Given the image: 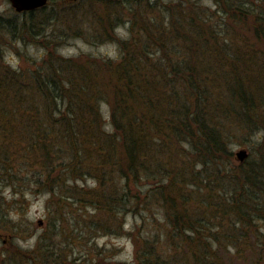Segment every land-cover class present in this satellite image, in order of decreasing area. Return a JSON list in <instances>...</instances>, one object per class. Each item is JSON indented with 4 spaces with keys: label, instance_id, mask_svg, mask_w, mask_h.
I'll return each instance as SVG.
<instances>
[{
    "label": "trees",
    "instance_id": "obj_1",
    "mask_svg": "<svg viewBox=\"0 0 264 264\" xmlns=\"http://www.w3.org/2000/svg\"><path fill=\"white\" fill-rule=\"evenodd\" d=\"M58 1L61 9L72 13L65 8L72 2ZM94 2H103L107 9L121 4L128 13L126 19L135 36L119 42L123 56L117 66L90 58L80 62L55 57L49 48L36 71H21L5 65L0 41V166L11 170L30 156L49 164L59 159L64 176L58 179L68 184L79 179L74 171L82 151L86 169L93 171L102 165V170L117 174L123 183L121 194L115 190L109 196L94 198L93 190H78L75 203L92 210L94 225L103 211L115 214L122 207L128 209L131 200L140 197L138 189L154 179L157 182L149 187L159 191L156 201L164 207V219L170 224L164 239L183 253L196 249L199 240L206 248L211 247L213 234L203 235L202 221L206 219L204 213L214 208V199L208 194L210 189L204 187L207 176L212 181L214 177L224 178L229 180L227 189L218 191L227 208L218 212L223 222L236 228V233L227 237L237 241L241 237L245 253L261 255V238L249 236L262 234L264 224V67L258 64L264 62V0H212L221 12L219 21L210 8L194 0H129V6L125 0ZM47 4L33 11L16 12L15 22L6 21L9 25L0 27L13 35L17 28L32 32L31 36L38 33L48 39L47 46L54 45L56 32L43 35L37 30L40 26L33 24L37 17L45 22L54 19L56 7L48 8ZM159 7L160 18H150ZM123 21L125 18L116 24L124 27ZM108 27L112 32L113 22ZM64 28L70 33L82 31L80 21ZM232 28L241 34L229 39L227 33ZM97 33L99 38L104 32L99 29ZM234 39L239 45L233 44ZM256 77L263 86H257ZM101 100L109 105L111 132L102 123ZM218 118H228L238 131L261 132L255 160L247 156L242 162L237 160L239 164L235 160L230 164L233 153L228 133H233L222 122L220 128ZM159 150H165L168 157H156L157 161L148 165L149 154ZM63 160L69 164L65 166ZM199 164L201 171L197 169ZM209 166H214L212 174L207 170ZM41 169L42 174L33 175L31 184L52 186L55 180L50 174L54 168ZM203 191L206 198L200 197ZM49 192L57 195L55 189ZM144 197L146 203L151 201L147 195ZM244 206L252 212L241 209ZM5 224L4 216L0 225ZM52 229L57 232L54 222ZM116 232L111 230L110 234ZM45 242L40 236L34 251L37 256L19 255L20 264H65L61 255L51 261L46 258L53 257L54 252H47ZM157 243L156 239L139 243L141 253L137 249L135 262L157 264ZM216 243L222 248L219 241ZM236 255L239 258L241 252L236 251ZM258 260L249 264H259ZM3 261L0 264H6Z\"/></svg>",
    "mask_w": 264,
    "mask_h": 264
},
{
    "label": "rangeland",
    "instance_id": "obj_2",
    "mask_svg": "<svg viewBox=\"0 0 264 264\" xmlns=\"http://www.w3.org/2000/svg\"><path fill=\"white\" fill-rule=\"evenodd\" d=\"M69 1L72 3L66 5L65 8L68 11L71 9L72 13L77 14L61 9L62 5L58 3L59 1L53 0L47 5L48 8L56 7L54 19L52 17V20L45 22V20H40L41 17H37L33 20V24H38L40 28H43H37L38 31L41 30L43 35L47 36L50 32H56L57 42L54 45L47 46L48 39L36 35L38 33L31 36L30 33L32 32L29 33L24 29L17 28L16 33L13 35L4 31L5 28L0 27V41L2 44V47H0L3 50L1 56L5 65L21 71L27 69L36 71L37 65L42 59H46L49 48H52L53 53L51 55H55V57L60 56L74 61L77 59L80 62L85 58H90L93 62L107 61L117 66L123 56L122 51L119 49V42L121 40H132L135 36V33L129 27L130 23L127 22L128 13L124 6L121 4L112 5L107 9L103 2H94V0ZM125 1H128L126 6H129V0ZM194 1L201 4V7L207 6L210 8L215 20H220L219 15L221 12L217 11L212 0ZM160 11V7L157 8L156 11L150 13V18H157L158 20ZM15 14L16 12L9 0H0V21H3L0 24H4L5 27V25H9V23H5L6 21L15 22ZM137 15L141 16L139 13ZM24 16H22V19H25ZM123 18H125V21H123L124 27L117 25V20ZM77 21L81 22L82 31L77 30L78 33H70L71 31L65 30L66 25H77ZM111 22H113V33L108 27ZM99 29L104 33H101L98 38L97 32ZM63 31L68 34L60 35V32ZM240 34L235 28L227 33L229 39ZM110 38L113 40H110ZM233 44L239 45L238 39H234ZM233 44L232 47L240 49L239 46H233ZM151 60L153 61V59ZM258 64L259 67H264V62L260 61ZM261 73L264 78V71ZM75 74H79V72ZM254 81H256V84L258 82L257 86H263L259 77H256ZM99 102L101 103L99 109L102 115V123L105 122L104 129L111 132L109 105L106 100ZM25 105L27 104L23 103L22 106ZM227 119L218 118L217 124L219 125L222 122L231 128L233 133L227 132L230 136L229 150L233 153L230 164L232 165L233 160L238 163L236 153L240 150H245L248 158L255 160L258 154L257 146L261 143V132L235 130V123ZM222 123L220 128L223 127ZM152 144L155 145L154 142ZM164 151L159 150L155 155L150 153L146 163L149 165L157 161L156 157H168V154L166 155ZM79 156H81V160H77L74 171L79 179L68 184H62V181L58 179L60 176H64V168L60 165L59 159L53 164H49L42 163L35 157L31 158L30 156L27 160L23 159V165L12 167L11 170H3V165L0 166V219L4 216L6 219V224L4 226L0 225V260L4 258L2 263L20 264L17 258L23 254L36 257L35 247L39 237L42 236L46 239V246L48 245L46 247L47 252L51 254L54 252L53 257L48 255L46 258L51 261L54 257L61 255L62 258H65V264H138V262H135V252L138 249L141 253V248L137 246H139V243L143 245V242L147 239L148 241L151 239L158 240V243L155 244L156 252L159 255V261L156 260L157 264H249L250 261L254 260L256 262L257 259H259V264H264V224H261L262 234L258 232L257 236H249L250 238H261L260 241H262L258 244L262 248L259 251H262V254L258 255L257 253L255 255L251 252L245 253L244 241L238 235V241L234 237L228 238L229 235L233 234V231L236 233V228L220 219L218 210L221 211L227 208V205H224L225 199L219 197L218 190L227 189L226 186H228L229 180L218 179V177L216 180L213 175L214 181H212V177L207 176L208 181H206L204 189H210L208 194L212 195L214 199L212 200L214 208L208 209V212L204 213L206 219L202 222L205 224L203 235L213 234V237L210 238L212 245L210 248H206L202 245L203 242L199 240L200 243L196 249L183 253L181 248L175 247L169 240L164 239L170 224L167 218L164 219L162 209L164 207L156 201L160 198L159 191L157 192L155 188L150 189L149 187L151 183L157 182L154 179H150L147 183H144L146 185H142L138 189L136 194L140 197L132 199L127 207L128 209L122 207L115 214L103 211L101 219L95 221L94 225L95 214L92 210L85 209L83 203L81 205L75 203L78 190L80 188L93 190L95 193L94 198L109 196L115 190L120 191L121 194L123 183L117 174L102 170L101 168L104 167L102 165L95 166L93 171H91L92 169H86L82 164L84 158L82 151H79L77 158ZM20 163L22 164V161ZM63 164L65 166L69 164L68 160H63ZM41 166L49 169L54 168L50 174L55 180L52 186L39 185L36 187L31 184L33 175L39 177L42 174ZM197 169L201 171L203 167L199 164ZM207 170L212 174L214 166H209ZM70 176H73L72 173H70ZM90 176L91 178H89ZM94 176H96V179L93 178ZM203 176H198V178ZM230 187L229 189H231ZM51 189H55L57 195L53 196L49 192ZM90 190L87 191L91 192ZM146 195L151 199L149 203L145 202L144 196ZM51 197H54V201L48 202ZM200 197L206 198L207 195L203 191ZM241 209L248 213L252 212L249 206L241 207ZM53 222L56 223V233L52 229ZM111 230L117 232L110 234ZM245 231L248 232L247 229ZM217 241L222 244V248H219ZM205 248L209 251L210 256L206 253ZM236 251L237 253L238 251L241 252L239 258ZM206 254L207 256H205ZM194 255L198 259L194 258ZM217 255H219V258ZM211 256H214L216 260L212 259Z\"/></svg>",
    "mask_w": 264,
    "mask_h": 264
},
{
    "label": "water",
    "instance_id": "obj_3",
    "mask_svg": "<svg viewBox=\"0 0 264 264\" xmlns=\"http://www.w3.org/2000/svg\"><path fill=\"white\" fill-rule=\"evenodd\" d=\"M47 1L48 0H9L11 6L17 13L33 11L35 9L41 8L47 4ZM246 158L247 153L245 150H240L236 153V159L239 162H242Z\"/></svg>",
    "mask_w": 264,
    "mask_h": 264
}]
</instances>
